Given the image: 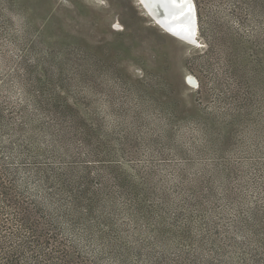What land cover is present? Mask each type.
<instances>
[{
    "label": "rangeland",
    "instance_id": "obj_1",
    "mask_svg": "<svg viewBox=\"0 0 264 264\" xmlns=\"http://www.w3.org/2000/svg\"><path fill=\"white\" fill-rule=\"evenodd\" d=\"M194 1L0 0V264H264V0Z\"/></svg>",
    "mask_w": 264,
    "mask_h": 264
},
{
    "label": "bare ground",
    "instance_id": "obj_2",
    "mask_svg": "<svg viewBox=\"0 0 264 264\" xmlns=\"http://www.w3.org/2000/svg\"><path fill=\"white\" fill-rule=\"evenodd\" d=\"M137 3L167 35L190 45L198 43V18L194 0H137ZM143 6L149 9L150 15ZM188 80L191 81V77Z\"/></svg>",
    "mask_w": 264,
    "mask_h": 264
},
{
    "label": "water",
    "instance_id": "obj_3",
    "mask_svg": "<svg viewBox=\"0 0 264 264\" xmlns=\"http://www.w3.org/2000/svg\"><path fill=\"white\" fill-rule=\"evenodd\" d=\"M167 1V0H166ZM141 3H142V1H140ZM144 7V6H143ZM145 8V7H144ZM145 10L147 11V13H149V15L151 14V12L149 11V9L147 10L146 8H145ZM153 18V17H152ZM155 22V21H154Z\"/></svg>",
    "mask_w": 264,
    "mask_h": 264
},
{
    "label": "trees",
    "instance_id": "obj_4",
    "mask_svg": "<svg viewBox=\"0 0 264 264\" xmlns=\"http://www.w3.org/2000/svg\"><path fill=\"white\" fill-rule=\"evenodd\" d=\"M160 264H165V263H160ZM209 264H214V263L211 262V263H209Z\"/></svg>",
    "mask_w": 264,
    "mask_h": 264
}]
</instances>
